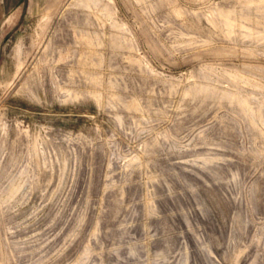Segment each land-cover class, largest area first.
Wrapping results in <instances>:
<instances>
[{"label": "rangeland", "instance_id": "1", "mask_svg": "<svg viewBox=\"0 0 264 264\" xmlns=\"http://www.w3.org/2000/svg\"><path fill=\"white\" fill-rule=\"evenodd\" d=\"M0 264H264V0H0Z\"/></svg>", "mask_w": 264, "mask_h": 264}]
</instances>
